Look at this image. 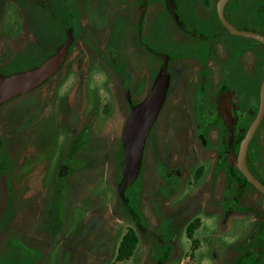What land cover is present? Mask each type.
<instances>
[{
  "label": "flooded vegetation",
  "instance_id": "obj_1",
  "mask_svg": "<svg viewBox=\"0 0 264 264\" xmlns=\"http://www.w3.org/2000/svg\"><path fill=\"white\" fill-rule=\"evenodd\" d=\"M120 1L66 0V26H60L58 0H0L1 75L41 65L72 34L55 72L0 103V264H58L59 252L70 263L74 251L89 255L90 264H184V257L206 250L211 264H242L248 256L244 264H264V202L258 197L264 193L236 166L258 112L259 100L250 99L264 54L258 66L247 53L236 54L249 45L226 40L231 32L219 19L218 0H153L147 18L148 2L141 11V0L137 8L134 0ZM241 1L224 4L230 24L249 22ZM120 21L158 59L157 71L149 72L150 57L129 65ZM152 51L169 57L168 87L122 197V132L162 65ZM166 107L171 110L152 133ZM112 114L122 120L117 134L105 130ZM260 125L264 113L244 160L264 185V128L253 143ZM28 162L34 166L22 169ZM101 179L102 203H96L91 185ZM106 181L115 184V203L107 201ZM219 228L227 240L219 241Z\"/></svg>",
  "mask_w": 264,
  "mask_h": 264
},
{
  "label": "water",
  "instance_id": "obj_2",
  "mask_svg": "<svg viewBox=\"0 0 264 264\" xmlns=\"http://www.w3.org/2000/svg\"><path fill=\"white\" fill-rule=\"evenodd\" d=\"M147 0H141V11L144 10ZM226 0H218V16L224 26L234 34L250 37L264 43V35L252 31H241L230 24L223 16V7ZM72 41V34L67 33V38L58 48L55 54L45 60L41 65L28 69L13 72L9 75L0 74V103L10 98L27 92L35 88L40 82L56 71L63 61L67 48ZM154 55L162 59V65L157 72L149 93L142 102L132 107L126 120L122 132L123 163L121 168L122 181L118 187L120 196L123 197V191L136 177L140 165V157L143 144L150 125L155 120L157 113L165 98L169 82L168 60L166 54L152 51ZM264 113V78L261 81L259 89L258 112L249 126L244 138L241 141L238 162L236 166L242 171L247 180L260 192L264 193V185L256 179L248 170L244 156L247 144L255 132ZM157 264H161L158 262Z\"/></svg>",
  "mask_w": 264,
  "mask_h": 264
},
{
  "label": "rangeland",
  "instance_id": "obj_3",
  "mask_svg": "<svg viewBox=\"0 0 264 264\" xmlns=\"http://www.w3.org/2000/svg\"><path fill=\"white\" fill-rule=\"evenodd\" d=\"M137 0H134L133 4H132V7H134V4H135V8H137V5H138V2H136ZM148 2V5H147V8H146V11L144 13V16L145 18H147L149 15L151 16L152 15V2L153 0H147ZM264 0H244L243 2L241 1L240 4H241V8L244 9V14L245 16L248 15V19H249V22H247L245 24V26L241 25L237 19L235 18L234 20H231L230 22L235 25L236 28H238V30H241V31H253V32H257L259 34H263L264 35ZM121 1L120 0H112V5L114 4H117V5H120ZM234 3V2H232ZM236 8V7H234ZM163 10V9H162ZM242 18V16H240ZM212 20L215 22L216 26H219L221 27L220 23L218 22V20L216 19V16L213 15L212 16ZM132 21L135 23V19H132ZM168 23L171 25V21L170 19H167ZM119 27H121V31L122 32H119V39H122V44H125L124 46V50H128L126 51V54H129V65L131 67L133 66H136V65H139L141 63H145V60H146V57H150L151 59L149 60V58H147V62L146 64L148 65V63H150L151 67H150V70L149 72H155L157 71V68H158V59H155L152 55L148 54L145 50H143L137 43L136 41V37H135V34H134V29H132L131 27L129 28V25L128 28H126L124 30V27L120 21V23H118ZM173 25V24H172ZM159 28H161L159 25H156L155 27V33L156 35L159 36ZM261 30V31H260ZM263 31V32H262ZM158 32V33H157ZM227 39L229 38V36L232 38L233 42L236 43V42H239V43H243L242 45L246 46V45H249V47L247 46L246 48L245 47H241L239 49H236L235 52L237 55L241 54L244 56V54H248L250 55L251 57V60L253 63H255L257 66L259 65V60H258V56H260V54H264V44L263 43H260L259 41L255 40V39H252V38H248V37H245V36H242V35H234V34H231V33H227ZM143 38H144V35H143ZM101 41V40H100ZM245 43V44H244ZM240 45V46H242ZM149 46H151V48H153L154 50L156 51H161L163 52V48L158 45V44H155V43H150L149 42ZM99 48L102 49L103 46L102 45H99ZM74 50H76V53H78L79 49L75 48ZM248 50V52H247ZM82 52V50H81ZM118 58L120 61H122L123 59V55L120 54L118 55ZM254 58V59H253ZM146 64H142L140 66V71L141 72H144L146 69L145 66L143 65H146ZM263 64V63H262ZM261 64V65H262ZM94 67V66H93ZM139 68V67H138ZM258 76H259V79H258V83H257V86L255 88V94L253 95V97H251V102L253 101V103L255 105L258 104V100H259V85H260V82L264 76V68L261 66L258 67ZM13 105V104H12ZM13 106L10 105V108H12ZM13 109V108H12ZM171 110L170 108L166 107L164 108L162 111H161V115L159 117V119L157 120L156 124L153 126L152 128V133L154 130H157L159 127H161V125L164 123V118L167 114V112ZM121 117L117 114H112L111 117H109L106 122H105V130L106 132L108 131H113L114 133L117 134V132L121 129ZM263 128H264V125H260L259 129L257 130V133L256 135L254 136V140H253V143H256L258 142L257 139L258 137H261L260 135H262V132H263ZM39 141L42 143V144H46L43 139H39ZM97 147H99V145H97ZM261 160L264 161V157H261ZM30 166V167H28ZM34 166V163H31V162H28L27 163V166L26 167H23L22 169H31L32 167ZM264 167V162H263V166L262 168ZM261 168V170H262ZM107 182V181H106ZM96 184V183H95ZM94 185H91V196L93 198L96 199V203H102V179L100 181L97 182L96 186ZM107 194H106V198H107V201L110 202V204L112 203H115L116 202V193H115V184L114 183H109L107 182ZM260 198L261 201L259 202H264V199L261 198V195L258 196ZM80 201L82 203L86 202L85 198L84 197H80ZM253 199H251L250 201H252ZM252 205H254L255 203L254 202H251ZM31 207L29 205H27V213L30 214L31 212ZM77 215V214H76ZM249 218H252L251 215H249ZM206 223H208V221H205ZM210 226V225H209ZM27 228H32V225H28ZM88 226L84 224L83 226V229H86L87 230ZM224 229L222 228H219L216 233L218 235V239L219 241H223V240H227L223 234H224ZM67 231H65V234L64 235H67L66 234ZM232 238H229V240H231ZM87 240V239H86ZM87 242V241H86ZM93 242V241H92ZM100 242V239H96L95 240V243L96 245H98ZM64 244V242H63ZM60 247H61V244H60ZM188 253H186L187 255ZM72 256L74 257L72 262L70 263H67V260L65 259V255L64 253H60L59 252V257H58V264H90V257L89 255L87 254H84V251H80V252H77V251H74L72 253ZM211 252L210 251H205V252H202L201 254H199L198 252H196V254H190V258L189 260H187V258H183L182 260L184 261V264H211L212 261H211ZM253 256H248L246 259H244L242 261V264L246 263V262H249L251 259H252ZM77 260H81L80 263H77ZM129 262H124L123 264H128ZM110 264H114L113 261L110 262Z\"/></svg>",
  "mask_w": 264,
  "mask_h": 264
},
{
  "label": "trees",
  "instance_id": "obj_4",
  "mask_svg": "<svg viewBox=\"0 0 264 264\" xmlns=\"http://www.w3.org/2000/svg\"><path fill=\"white\" fill-rule=\"evenodd\" d=\"M59 2V25H63L64 22L62 23L61 20L63 19V14L65 13L64 11H66V8H67V2L66 0H58ZM65 20V19H64ZM66 26V23L64 24ZM61 35V34H60Z\"/></svg>",
  "mask_w": 264,
  "mask_h": 264
}]
</instances>
